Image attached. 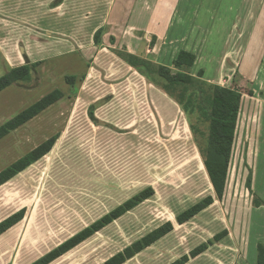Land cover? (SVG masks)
Returning a JSON list of instances; mask_svg holds the SVG:
<instances>
[{
	"label": "rangeland",
	"instance_id": "1",
	"mask_svg": "<svg viewBox=\"0 0 264 264\" xmlns=\"http://www.w3.org/2000/svg\"><path fill=\"white\" fill-rule=\"evenodd\" d=\"M181 2L187 6L179 9L177 17L182 18L185 27L199 31L206 20L216 24L209 45L211 52L206 53L205 50L209 30L208 34L198 33L199 45L195 51L200 65L220 62L223 53L229 52L232 57L233 63L227 62L229 72L220 74L216 81L210 76L209 80H213L210 82L206 79L212 73H203L202 80L217 90L232 88L242 92V127L252 128L246 114L250 115L254 110L253 120L256 116L257 119L256 128H253L264 129V108L261 105L264 91L258 88H264V0ZM217 38L218 45L213 42ZM178 48L168 43L159 45L155 53L145 57L144 61L174 73L172 55ZM112 52L117 60L126 63L119 56L126 53ZM210 53L207 58L206 54ZM83 54L89 53L84 51ZM62 60H55L60 63L58 68L69 59ZM72 66L70 72L69 68L52 72L37 67L28 82L0 93V127L50 92L52 97L60 94L57 103L0 141L1 173L47 141L55 139L49 153L0 186V223L15 214L22 217L0 236V264L36 263L146 189L153 191L148 200L50 264H103L166 224L173 226L171 232L124 264H172L220 232V226L205 222L201 216L183 226H178L175 221L176 215L211 193L202 169L208 143L207 125L201 115L196 110L192 114L184 112L158 88L164 81L154 76L152 84L145 83L166 95L168 99H159L158 108L163 107L168 115L175 111L174 118L161 123L152 110L154 121L145 100V103L139 101L138 109L131 101L136 96L132 99L124 96L125 100L117 92L102 122L91 118L83 122L80 117L97 105H88L90 100L87 103L78 101L84 82L69 89L63 81L64 71L68 76L81 71L86 73V64ZM5 69L1 59L0 79L5 75ZM198 70L200 67H195L190 75L198 77ZM91 91L94 96L100 94L96 92V84ZM119 91L121 93V89ZM170 101L175 103L174 111ZM74 111L75 119H71ZM131 117L136 120L137 127L124 130ZM244 199L249 200L248 197ZM217 208L221 206L217 205Z\"/></svg>",
	"mask_w": 264,
	"mask_h": 264
},
{
	"label": "crops",
	"instance_id": "2",
	"mask_svg": "<svg viewBox=\"0 0 264 264\" xmlns=\"http://www.w3.org/2000/svg\"><path fill=\"white\" fill-rule=\"evenodd\" d=\"M183 5L187 6L181 0H0V60L2 59L3 65L6 67L5 74L13 69L33 64H38V68L52 72L60 68L62 70L69 68L70 72V69H73V64H86V73L76 72L75 76H68L67 73H64L66 71L62 73L65 83V78H75L72 85L68 84L69 89L84 82L78 101L84 100L87 103L90 100L88 105H97L94 110H90L86 115L80 117L83 122L90 118V113L93 115L91 119L101 121L105 118L110 104L118 92L121 95L120 98L124 99V96L130 99L133 98L132 96H136L135 100L131 101L138 109L139 101L143 103L145 100L146 103L145 101L144 103L153 120L155 121V113L159 121L163 123L167 118H174L175 103L169 102L172 111H174L170 115L166 114L163 107L159 109V99H168L166 95L150 85L147 86L144 78L127 63L117 60L112 51L124 52L145 60V57L155 53L159 45L168 43L176 49L180 45L178 50H175L174 54L172 53V58L175 59L180 51L192 53L196 57L193 69L200 67L198 72L212 73L206 81H213L209 80L210 76L216 81L220 74L230 71L227 62H232V57L229 56L231 54L223 53L224 57L220 62L210 61L211 63L207 66L200 65L201 62H199L195 51L199 45L198 33L208 34L210 32L205 50L206 53L211 52L209 45L212 43L216 24L212 25L211 21L206 20L203 23L204 27L199 31L185 27L181 22L182 18L177 17L179 9ZM100 30L102 36L100 43L96 45L94 35ZM213 42L218 45L219 38ZM150 43L152 47L149 46ZM84 51H88L89 54H83ZM211 54H206V57L209 58ZM62 59L69 60L62 63L63 67L58 68L57 65L60 63L57 61ZM34 69H31V73ZM232 70H234L233 67ZM100 83L102 84L100 85ZM95 84L97 85L96 92L100 93L97 96L92 95L91 91ZM258 88L264 91L263 86ZM243 103L244 97L241 100L222 198H216L203 165L202 169L204 168L206 173L211 193L200 197L201 199L184 210L190 209L207 197L213 198L212 205L188 222L199 216L204 217L205 222H213L214 225L221 228L220 232L211 237L212 239L223 232H226V235L214 244L211 242V238V240H206L204 243L210 242V247L204 253L190 259L186 264H255L258 254L257 247L259 244L264 245V129H254L257 119L256 116V119L253 120L254 110L250 111V115L246 114V118L248 117L246 120L250 122L252 128L242 127L243 119L240 116ZM261 105L264 108V102ZM75 113L74 111L70 116L71 119L73 117L75 119ZM262 113H264V109ZM91 125L93 124L91 123ZM135 126L137 127V122L131 117L123 129L127 130L135 128ZM108 135L112 134L108 133ZM250 167L251 169H249ZM231 172H233L232 176ZM247 197L249 200L244 199ZM217 205L221 208L218 209ZM218 210L219 212H217ZM213 218L217 222H214ZM200 245L192 248L190 252ZM190 252L182 255L178 260L189 255Z\"/></svg>",
	"mask_w": 264,
	"mask_h": 264
},
{
	"label": "trees",
	"instance_id": "3",
	"mask_svg": "<svg viewBox=\"0 0 264 264\" xmlns=\"http://www.w3.org/2000/svg\"><path fill=\"white\" fill-rule=\"evenodd\" d=\"M101 36V30L94 35V42L96 45L100 43ZM119 56L149 84H152L151 82L154 81V79L152 81L154 76L162 79L164 83H161L158 88L178 104L184 112L192 114V112H195L196 110L201 115L203 122L207 125L206 133L208 143L204 153L205 160L203 164L216 198L221 199L226 186L243 93L232 88L217 90L214 86L209 85L202 80V71L197 73L198 77L191 76L190 72L195 65L196 57L192 53L186 51H180L174 59L172 63L175 71L174 73L171 72L172 70L166 68H156L152 66L151 63L128 54H119ZM37 65L38 64L25 65L5 74L0 79V92L18 83L28 82L31 69L36 68ZM65 81L67 84L72 85L75 78L67 77L65 78ZM59 97L60 94L58 93H56L55 97H52V94H49L11 119L9 122L2 125L0 127V141L11 132L37 117L52 104L56 103L59 100ZM92 116V113H90V118H92ZM192 130L195 132V127L192 126ZM54 144L55 139L52 138L27 156H24L7 167L0 173V186L15 178L29 166L41 159L45 154L49 153ZM152 195L153 191L151 189L144 190L131 200L126 201L114 210L105 214L89 227L84 228L34 264L52 263L148 200ZM213 201L214 200L211 197L205 198L198 204L178 215L175 218L176 223L178 225L185 224L212 205ZM21 218V214H15L0 223V236L17 224ZM172 229L173 226L171 224H166L163 227L156 229L139 242H136L131 247L117 253L103 264H124L127 260L133 258L144 249L159 241L171 232ZM225 235L226 232L220 233L216 235L211 242H219ZM208 245H211V243L203 244L191 251L189 255L182 257L173 264H186L190 259L204 253L208 249ZM257 252L258 254L255 264H264V245L259 244Z\"/></svg>",
	"mask_w": 264,
	"mask_h": 264
},
{
	"label": "built area",
	"instance_id": "4",
	"mask_svg": "<svg viewBox=\"0 0 264 264\" xmlns=\"http://www.w3.org/2000/svg\"><path fill=\"white\" fill-rule=\"evenodd\" d=\"M147 52H149V51H147Z\"/></svg>",
	"mask_w": 264,
	"mask_h": 264
}]
</instances>
